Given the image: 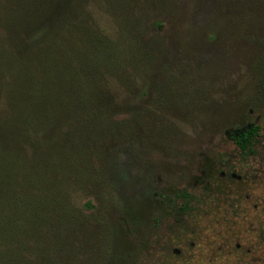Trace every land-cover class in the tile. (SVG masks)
<instances>
[{"label": "rangeland", "instance_id": "1", "mask_svg": "<svg viewBox=\"0 0 264 264\" xmlns=\"http://www.w3.org/2000/svg\"><path fill=\"white\" fill-rule=\"evenodd\" d=\"M134 1L0 84V264H264V0Z\"/></svg>", "mask_w": 264, "mask_h": 264}, {"label": "trees", "instance_id": "2", "mask_svg": "<svg viewBox=\"0 0 264 264\" xmlns=\"http://www.w3.org/2000/svg\"><path fill=\"white\" fill-rule=\"evenodd\" d=\"M108 1L109 0L0 1V25H2L3 30L0 31V64L7 67V69L4 68V71L0 72V80L2 81H0V84L2 83L1 86H6L3 81H8L12 76L18 78L21 73L25 72L28 65L24 64L27 62L24 61V59L32 57L38 53H44L42 55L46 60H49L48 64L50 62L56 63L54 62V59L57 60L58 64H63L64 60L72 55H68L71 47H74L79 42L81 45L82 42V38L75 34H73L74 37L69 42L64 34L71 32L74 33L75 29L80 27L78 29H83L85 38L88 39L90 37L85 32L86 29L89 30L87 25H85L86 22H80L79 24L76 23V14L79 10H88L87 7L90 5L94 7V11L104 13ZM110 1L116 4V7L120 8L125 5L131 7L132 10L134 9L133 12H131L132 10L120 12L121 16L126 14V12L129 14L131 12L132 15L136 14L135 8L137 4L134 0ZM120 19H123V17ZM125 22L134 23L136 26L135 29L131 30L134 35L132 38L133 40L145 37L146 32L142 31V29H138L136 21H131L129 18L124 20L121 24L118 22L117 26L120 28L118 35L120 33L124 34L123 29L121 28L124 27ZM66 40L67 43H65ZM28 49H30L32 53L31 56H29L30 53H28ZM10 55H12V57ZM43 56L41 61H43ZM66 56L68 57L66 58ZM23 64L26 67L22 66ZM84 65L89 67L87 64ZM51 66H53L54 69V65H48L47 68H44V72H49ZM10 72H12V76L10 75ZM30 84H33V82L27 83V90L29 89L28 87ZM11 87L14 86H9V89ZM15 89H18V87ZM8 94L13 100L19 96L16 95L17 92L11 89ZM4 99L7 100L6 89ZM5 100V105L8 106L10 101L6 102ZM260 131V126L252 125L244 129L233 131L230 134V139L241 150L249 151L254 147L256 140L259 138Z\"/></svg>", "mask_w": 264, "mask_h": 264}]
</instances>
